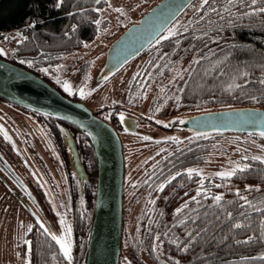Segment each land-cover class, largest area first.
<instances>
[{"label":"trees","instance_id":"16d2710c","mask_svg":"<svg viewBox=\"0 0 264 264\" xmlns=\"http://www.w3.org/2000/svg\"><path fill=\"white\" fill-rule=\"evenodd\" d=\"M197 1H200L198 7L193 8ZM55 2L0 0V40L15 30L23 35V39L13 45L11 56L1 58L26 68L52 85L41 69L52 68L67 53L81 49L94 39L98 33L95 23L97 9L105 1L64 0L59 9L54 7ZM200 4L201 0H195L166 30L182 19L176 36L167 40L159 37L160 43L156 40L138 56L155 50L164 53L155 66L153 58L142 63L139 75L130 85L131 91L135 90L139 77L142 79L148 71L151 70L143 78L146 88L151 83L167 79L176 66L183 67L179 65L184 61L189 68L182 77L177 101L185 111L177 116L240 107L264 109V85L258 83L264 78V13L244 15L264 7V0H257L255 6L250 5V0H237L234 5H228L226 0H209V4L203 8H200ZM226 7L231 14L224 11ZM124 28L121 27L122 30ZM21 60L25 63H20ZM194 60L200 63H193ZM28 62H31L30 65ZM173 87L174 83L167 88L172 91ZM70 98L80 100L76 95ZM123 110L128 113L133 111L111 105L104 113H115L118 117ZM38 116L45 120V130L53 137L54 144L65 158L61 127L68 126L76 134L75 127ZM107 121L112 123L108 118ZM205 135L191 136L185 140L158 141L139 135L145 142L154 144L157 150L133 173L135 178H140L147 199L140 238L124 233L123 207L121 253L125 244L132 243L130 255L133 264H264V259H260L264 256V163L261 162L264 158L250 157L242 167L245 171H237L230 179H212L208 183L210 191L204 192L207 198L201 191L202 195L193 201L192 197L196 196L203 181L195 171L189 177L187 168L204 162L210 154L212 144ZM245 135L264 140V134ZM76 144L89 176V184H84L82 198L76 199L74 196V264H82L94 210L96 160L85 135L77 136ZM173 176L175 180L171 179ZM169 180L171 183H168ZM161 184L165 185L162 192L157 191ZM125 186L124 173L123 200L126 197ZM246 188L252 190L246 191ZM33 189L47 207L40 190ZM237 191L240 196L246 197L251 207H240L245 202L236 195ZM216 195L222 196L219 203L212 199ZM186 201L188 207L183 208ZM180 208L183 211L177 215L176 210ZM47 212L53 216L48 208ZM227 213L232 214L231 218ZM235 224L241 227L236 228ZM31 229L27 232L28 264H65L55 241L36 224ZM249 237L251 241L243 243Z\"/></svg>","mask_w":264,"mask_h":264},{"label":"rangeland","instance_id":"374dc122","mask_svg":"<svg viewBox=\"0 0 264 264\" xmlns=\"http://www.w3.org/2000/svg\"><path fill=\"white\" fill-rule=\"evenodd\" d=\"M104 1L97 9V20L100 24L97 25L98 33L94 39L81 49L67 53L52 68H43L47 71L41 73L69 97L76 95L95 112L102 113L107 106L118 105L133 109L134 112L129 113L133 117L141 115L148 117L146 126L140 127L152 134L151 139L154 141L189 138V134L180 128L165 127L170 124V117L185 111L177 101L183 79L181 77L185 76L189 68L184 61L179 65L183 67L176 66L167 79L151 83L146 88L143 78L151 70L148 71L142 79L139 77L135 90L131 91L130 85L140 71L142 63L153 58L155 66L164 56V53L157 50L149 51L131 61L96 90L87 94L94 86L109 42L122 31L121 27L128 26L157 0ZM199 3L200 1H197L193 8L198 7ZM116 9L121 11L118 12ZM181 20L170 29H177ZM168 35L169 30L165 31L160 39ZM22 39L23 35L19 30L7 33L0 40V50L4 53L0 56L9 58L13 45ZM65 83L69 85L71 94L64 91ZM169 83H174L172 91L167 88L171 85ZM81 89L84 96H81ZM102 116L106 118L105 113ZM35 117L39 116L0 100V129H3L0 133V148L5 150L3 152L0 149V154L17 178V180L0 178V264H28L27 232L34 224L40 228V223L48 230L50 237L54 235L58 239L63 237L70 241L74 264L72 223L76 213L74 207L76 186L71 183L62 153L51 142L52 137L45 130V120L43 118L38 120ZM138 135L141 134L126 132L121 134L126 177L124 233L127 232V235L133 238H140L142 235L141 220L147 200L140 178H135L133 173L151 159L157 150L154 144L145 142ZM205 136L212 144L210 154L204 162L187 168L200 173L203 188L199 190L203 193L210 191L208 186L212 179L218 178L217 173L242 168L250 157L264 158V140L258 137L231 132L210 133ZM63 151L65 156L64 148ZM33 188L40 190L47 207ZM47 208L51 211L52 217ZM68 228L71 229L70 236L67 233ZM129 244L123 246L119 264L134 263L130 255L132 243ZM64 260L65 264H68L65 258Z\"/></svg>","mask_w":264,"mask_h":264},{"label":"water","instance_id":"95a60500","mask_svg":"<svg viewBox=\"0 0 264 264\" xmlns=\"http://www.w3.org/2000/svg\"><path fill=\"white\" fill-rule=\"evenodd\" d=\"M195 0H157L108 44L104 62L88 93L138 57L181 16ZM86 94V93H85ZM84 96V95H83ZM86 96V95H85ZM0 99L42 117L63 121L61 140L77 197L89 184L76 138L85 135L96 160L93 216L85 241L82 264H119L123 229L124 154L118 130L86 103L74 100L39 75L0 57ZM167 128H180L189 136L210 133L264 134V109L240 107L209 110L169 118ZM122 130L152 138L137 128L134 117L120 121Z\"/></svg>","mask_w":264,"mask_h":264},{"label":"snow or ice","instance_id":"6c2138e0","mask_svg":"<svg viewBox=\"0 0 264 264\" xmlns=\"http://www.w3.org/2000/svg\"><path fill=\"white\" fill-rule=\"evenodd\" d=\"M63 3H64V0H56V2H55V4H54V7L57 8V9H59V8H61V6H62ZM96 3H100V0H96ZM226 3H227L228 5H234L235 3H237V0H226ZM256 3H257V0H250V5H251V6H255ZM207 4H209V0H201L200 8H203V7H204L205 5H207ZM213 10H215V9H213ZM116 11L119 12V11H121V10H120V9H116ZM224 11L230 13V9L227 8V7L224 9ZM258 13H264V7H261V8H259V9H254L252 12H246V13H244V15H245V16H249V15H256V14H258ZM230 14H231V13H230ZM223 18H224V17H223V15L221 14V19H223ZM95 23H96L97 25H99V24H100V21L97 20V21H95ZM177 34H178V33H177V30H176V29H169V35H168V36H164L163 39L167 40V39H169L170 37L176 36ZM157 43H160V40H159V39H157ZM3 54H4V53H3V50H0V55H3ZM20 63H25V61L21 60ZM28 63H29V65H30L31 62H28ZM193 63L199 64L200 61H199V60H194ZM41 71L46 72L47 70H46V69H41ZM137 75H139V74H137ZM178 75H179V74H178ZM181 78H182V77H181ZM258 83L261 84V85H264V78L260 79V80L258 81ZM63 88H64V91H66V92H68L69 94H71V89H70V87H69V85H68L67 83H65V84L63 85ZM80 92H81V96H83V95H84V92H83L82 89L80 90ZM119 118H120L121 121L124 120L123 115H121ZM168 126H170V124L165 125V127H168ZM2 131H3V129H0V132H2ZM6 138H7V137H6ZM145 139H147V137H145ZM254 159H258V158H254ZM261 162L264 163V160H261ZM237 171H239V172H243V171H245V168L233 169L232 171H228V172H226V173H217V176H218L219 178H221V179H225V178L230 179V178H231V177H232ZM187 174L189 175V177H191L192 174H193L192 170L189 169ZM196 175H200V173L197 172ZM171 179H172V180H175L176 177L173 176ZM168 183H171V180H169ZM217 187H219V185H217ZM164 188H165V185H164V184H161V185H159L157 191H161V192H162V191L164 190ZM202 188H203V184H201V189H202ZM245 190H246V191H251L252 189H251V188H246ZM255 190L259 191V189H255ZM185 195H187V193H185ZM201 195H202V192H201L200 190H198L197 193H196V196H193V197H192V200H193V201H196L197 197H199V196H201ZM204 195H205V198H207V194L204 193ZM236 195H237V196H240L239 191H237ZM212 199H213L214 201H216L217 203H219V202L222 200V196H220V195H216V196L212 197ZM240 199L243 200V201L245 202L244 204L240 205L241 208H243L245 205H247V206H249V207L252 206V205L249 204V202L247 201L246 197H244V196H240ZM153 203H154V201H153ZM187 207H188V202L186 201L185 204L183 205V208H187ZM183 208L177 209V210H176V214L178 215L181 211H183ZM227 215H228L229 218H231V216H232L231 213H227ZM37 223H39V221H37ZM62 223H63V222H62ZM180 223H184V221H181ZM234 227L239 228V227H241V225H240V224H235ZM40 228L44 230L45 234H48V230L45 228V226H44L42 223H40ZM31 230H32V229L29 228V231H31ZM67 233H68V235L70 236V233H71V229H70V228L67 229ZM188 235L191 236L192 234H191V233H188ZM197 235H199V233H197ZM51 239L54 240L55 243L59 246L60 252L63 254L64 258L68 261V264H72V257H71V243H70V241H66L63 237H61V238L58 239V238H57L56 236H54V235L51 236ZM157 239H158V238H157ZM251 239H252V238L249 237V239L243 241V243H249V242L251 241ZM26 243H27V242H26ZM155 250H156V248L154 247V248H153V251H155ZM260 259H264V256H261Z\"/></svg>","mask_w":264,"mask_h":264},{"label":"flooded vegetation","instance_id":"af4514ba","mask_svg":"<svg viewBox=\"0 0 264 264\" xmlns=\"http://www.w3.org/2000/svg\"><path fill=\"white\" fill-rule=\"evenodd\" d=\"M124 111V110H123ZM121 111L120 113H123V117L127 118V117H133L131 116L128 112L126 111ZM98 114L102 115L100 112H97ZM104 113V112H102ZM141 115V114H140ZM120 116L117 117V115L111 114V113H106V118H108L109 120L112 121V125L118 130L119 135L121 137V134L124 132L122 130L121 127V123H120ZM36 119L39 120L40 117H35ZM136 118V124H137V128L141 129L142 126H146L147 122H148V117H145L143 115L141 116H137ZM42 119V118H41ZM107 120V119H106ZM141 126V127H140ZM1 133V132H0ZM49 134V133H48ZM51 136V135H50ZM52 137V136H51ZM122 140V139H121ZM51 142L54 143L53 137L51 139ZM9 144V143H8ZM123 145V143H122ZM1 149V148H0ZM8 149V148H7ZM3 152H5L4 149H1ZM5 177L11 178L13 180H17L15 174L12 172V170L10 169V167L8 166V164L6 163L4 157L2 156V154H0V178L1 179H5Z\"/></svg>","mask_w":264,"mask_h":264}]
</instances>
